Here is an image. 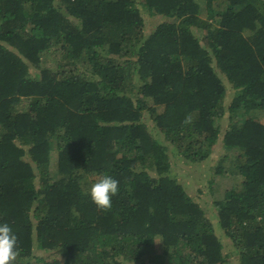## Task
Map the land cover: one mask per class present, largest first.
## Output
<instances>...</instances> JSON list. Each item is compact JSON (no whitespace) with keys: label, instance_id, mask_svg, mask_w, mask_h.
<instances>
[{"label":"trees","instance_id":"obj_1","mask_svg":"<svg viewBox=\"0 0 264 264\" xmlns=\"http://www.w3.org/2000/svg\"><path fill=\"white\" fill-rule=\"evenodd\" d=\"M145 14L163 20L147 32ZM259 112L264 0H0V222L15 264H264ZM178 156L241 181L203 208L170 173ZM103 174L119 181L107 210L87 195ZM205 184L197 197L214 194Z\"/></svg>","mask_w":264,"mask_h":264},{"label":"rangeland","instance_id":"obj_2","mask_svg":"<svg viewBox=\"0 0 264 264\" xmlns=\"http://www.w3.org/2000/svg\"><path fill=\"white\" fill-rule=\"evenodd\" d=\"M151 14H145L144 15V19H145V23H146V28L145 30L147 32L152 31L157 23L161 20H163V17L160 16H150ZM43 66L45 67H50L51 69H55V62H56V56H52V55H44L43 56ZM55 59V60H54ZM146 113V112H145ZM144 113V114H145ZM255 118L257 120H259V122L264 123V117L263 114L256 113L254 114ZM144 120H146V125L148 126V128L151 127V125H153V121L150 120L148 118V116L145 114L144 115ZM220 124L222 126H227V117H223L220 121ZM224 154V151L222 150V143L221 141L215 146L213 152H212V157L213 159H217L218 156H222ZM56 157L57 154L55 152H52L51 154V162H50V173H54L55 172V167H56ZM205 162H203L202 164H193V163H189L186 162L184 159H182L180 156L177 157L176 163H174V165H172V168L170 170V173L173 174V176L179 181V183H181L184 187V189L186 190V192L192 196V198L194 200H197L200 205L205 208L206 206L209 207L210 204L213 203V201L215 199H220L223 197L224 191L229 190L230 188H232L234 185H238L239 182L241 181L240 179H238L235 176L232 175H226V176H221V175H214L210 169H207L205 167ZM213 178L214 180V194H212V196L208 197L205 195H201L199 197H197V192L196 189H205L206 188V182L208 179ZM90 180V178H89ZM208 200L207 205L205 204V201ZM224 242H226L227 247H226V252L229 250H232L231 246H230V242L227 239H224ZM155 253H160L161 250V242L160 239L158 238L156 240L155 243ZM34 255L36 256H42V257H46V258H52L53 254L50 253H43L41 250L39 249H35L34 250ZM236 260V255H232L229 258L226 259V264H235Z\"/></svg>","mask_w":264,"mask_h":264},{"label":"clouds","instance_id":"obj_3","mask_svg":"<svg viewBox=\"0 0 264 264\" xmlns=\"http://www.w3.org/2000/svg\"><path fill=\"white\" fill-rule=\"evenodd\" d=\"M119 191V181L108 174L101 175L88 189L89 199L101 210L112 207V197ZM19 254L18 237L7 222H0V264H15Z\"/></svg>","mask_w":264,"mask_h":264}]
</instances>
